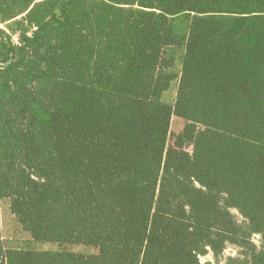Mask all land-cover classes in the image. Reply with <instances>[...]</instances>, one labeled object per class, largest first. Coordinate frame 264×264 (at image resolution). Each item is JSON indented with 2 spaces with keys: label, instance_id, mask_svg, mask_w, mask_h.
I'll return each instance as SVG.
<instances>
[{
  "label": "trees",
  "instance_id": "1",
  "mask_svg": "<svg viewBox=\"0 0 264 264\" xmlns=\"http://www.w3.org/2000/svg\"><path fill=\"white\" fill-rule=\"evenodd\" d=\"M2 199L0 264H264V0H0Z\"/></svg>",
  "mask_w": 264,
  "mask_h": 264
},
{
  "label": "rangeland",
  "instance_id": "2",
  "mask_svg": "<svg viewBox=\"0 0 264 264\" xmlns=\"http://www.w3.org/2000/svg\"><path fill=\"white\" fill-rule=\"evenodd\" d=\"M12 26V22L8 23L6 25H2L1 27L6 30V32L9 33L7 27ZM18 33H11V39L14 43L17 42ZM178 69V65L176 67ZM176 86L177 81H174L171 85V87L164 92L162 99L172 104L175 99L176 95ZM184 125V120L172 116L171 122H170V130L172 134L178 133ZM172 142V136L169 138L168 143L170 144ZM186 149L188 151H191V146H186ZM233 213L235 214V217L238 221H241L240 215L233 210ZM0 230H1V236H2V243L5 248H29V249H35V250H55L58 249V247L55 244L51 243H39L35 242L31 239L29 233L22 229L21 225L17 221L15 215L11 212L9 208V201L8 199H2L0 201ZM252 240L254 243L259 244V237L258 235H255L252 237ZM62 249H66L75 253L80 254H94L96 253V249L91 246L86 245H67L63 246ZM237 248L234 246H227L225 250L223 251L222 259L229 255H236L237 254ZM202 260H210L213 262V257L210 253H208L205 256L201 257ZM215 264H223V261L220 263Z\"/></svg>",
  "mask_w": 264,
  "mask_h": 264
}]
</instances>
